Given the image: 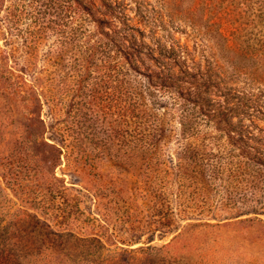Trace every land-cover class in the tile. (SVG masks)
<instances>
[{
    "label": "rangeland",
    "instance_id": "obj_1",
    "mask_svg": "<svg viewBox=\"0 0 264 264\" xmlns=\"http://www.w3.org/2000/svg\"><path fill=\"white\" fill-rule=\"evenodd\" d=\"M117 1L135 27L141 6L171 31L163 36L190 46L214 98L248 99L250 108L234 113H246L243 135L199 121L185 138L168 96L148 97L146 79L134 72L124 75L126 105L139 94L151 114L138 126L111 115L119 91L103 72L80 95L69 86L64 95L62 82L77 76L75 51L67 59L58 49L70 35L63 34L69 4L47 11L38 0H1L0 264H264V0ZM79 21L83 36L94 29ZM31 43L38 58L28 78L41 75L56 90L42 116L54 128L68 126L64 139L53 128L45 133L22 80V64L36 55L25 51ZM80 107L78 118L65 115ZM189 145L204 156L193 157ZM211 154L227 164L242 155L251 165L218 174L220 158Z\"/></svg>",
    "mask_w": 264,
    "mask_h": 264
},
{
    "label": "trees",
    "instance_id": "obj_2",
    "mask_svg": "<svg viewBox=\"0 0 264 264\" xmlns=\"http://www.w3.org/2000/svg\"><path fill=\"white\" fill-rule=\"evenodd\" d=\"M60 1L38 0L37 3L43 4L47 11H49L54 8L58 10ZM64 1L69 4L70 18L68 17L69 23H67L68 32H64L63 34L69 33L70 35L59 42L58 49L59 54L66 56L67 59L70 56L68 54L69 49L75 51L70 57V63L77 76L73 81L69 82L70 84L65 81L62 82V92L68 86L72 87V89L76 87L80 95L86 83L91 81L92 75L103 72L105 74L104 79L106 77L109 83L112 81V83L116 84V90L119 91V95L115 99L116 105L114 108L111 107L115 112H111V115H118L121 119L130 118L138 126V124L141 125L149 120L151 114L147 110L146 101L142 100L139 94H133L132 101L129 102L128 106L126 105L123 93V85L126 84L124 75L126 72H134L146 79L148 97L157 98L159 94L168 96L171 100L170 115L173 119L178 120L181 126V134L185 138H191L196 134V125L199 121H206L209 125H214L216 131L222 135L229 132L243 135L242 123L246 113L245 111L237 115L234 113H237L242 108L249 109L248 99L242 98L237 103L232 102L233 98L229 95H225L224 99L214 98V90L205 79L206 76L203 73L202 65L198 66V63L195 61V52L190 50V46L178 44L174 40L163 36L169 35L171 31L167 30L164 24L161 27L157 26L158 22L156 20H150L147 12L140 10L141 6H137V11L135 12L140 21L139 26L135 27L128 15V11L130 10L119 8L117 0ZM213 1L217 3L221 2V0ZM57 16H60V13ZM82 17H86L92 24V27H94V29L84 36V31L80 30L81 25L78 24L80 22L79 19ZM82 36L83 38L80 40L79 37L81 38ZM147 36H149L150 41L153 43L152 46L148 45L149 40ZM158 38L169 39L170 43L165 45ZM31 44L34 46L32 45L31 48L29 47L31 45L27 44L25 51L33 50L36 52V44ZM37 58L36 52V55L30 57L28 61L27 59L24 61L20 70L21 77L23 82L29 85L30 91L34 94L35 102L41 109L39 117L45 133H49L53 128L64 139L68 126L65 128L55 126L54 128V125L49 124L42 116V112L47 106L46 101L54 104L53 100L57 98L55 96L56 90L45 88L41 75L34 76L32 79L28 78V71L31 68L29 63L33 64ZM150 62L151 65L148 66L147 64ZM143 69L146 70L142 72ZM40 87L44 91L43 94ZM27 93L29 96L28 88ZM44 96L45 100L43 99ZM100 100H102L101 96L95 95L93 98V101L97 103ZM32 105L29 104L28 106L31 107ZM71 105H74V102H71ZM103 105L109 110L108 105H105L104 102ZM81 110V107L75 112L68 109L65 111V115L67 116L68 111V114L75 113V116L77 115L76 117L78 118ZM53 111L56 112V108ZM46 113L48 114V112ZM237 119L239 122L234 123ZM188 147L193 157L204 156L195 151L192 146L189 145ZM56 149L59 153V165H61L64 146H56ZM209 158H220V156H212L211 154ZM242 159V155L239 158L232 157V161L227 164V162H224V159L222 161L220 158L221 168L219 170L221 171L217 173H224L222 172L224 168L233 163L238 165L244 164L245 162L243 163ZM262 161L264 160L262 159L259 162L260 166H264V162ZM246 165L250 168L251 164H247L246 162Z\"/></svg>",
    "mask_w": 264,
    "mask_h": 264
}]
</instances>
